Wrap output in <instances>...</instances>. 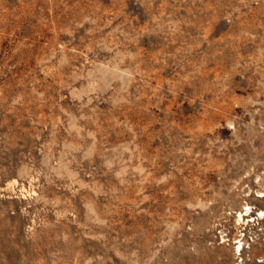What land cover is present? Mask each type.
I'll list each match as a JSON object with an SVG mask.
<instances>
[{"label": "rangeland", "instance_id": "rangeland-1", "mask_svg": "<svg viewBox=\"0 0 264 264\" xmlns=\"http://www.w3.org/2000/svg\"><path fill=\"white\" fill-rule=\"evenodd\" d=\"M0 264H264V0H0Z\"/></svg>", "mask_w": 264, "mask_h": 264}, {"label": "bare ground", "instance_id": "bare-ground-1", "mask_svg": "<svg viewBox=\"0 0 264 264\" xmlns=\"http://www.w3.org/2000/svg\"><path fill=\"white\" fill-rule=\"evenodd\" d=\"M244 212L246 213L247 212V210H244ZM263 213V212H262ZM260 214V216H262L263 214ZM241 217V214L238 216V218H240ZM240 220V219H239ZM240 242V241H239ZM239 249H240V243H238V245H237V247H236V249H235V251H236V253H238L239 252Z\"/></svg>", "mask_w": 264, "mask_h": 264}]
</instances>
